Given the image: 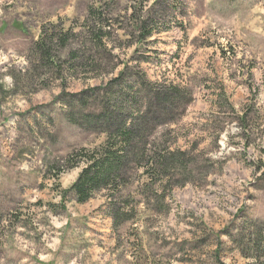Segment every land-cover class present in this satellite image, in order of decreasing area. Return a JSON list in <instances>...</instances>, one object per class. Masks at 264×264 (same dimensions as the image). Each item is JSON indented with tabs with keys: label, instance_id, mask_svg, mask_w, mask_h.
I'll list each match as a JSON object with an SVG mask.
<instances>
[{
	"label": "rangeland",
	"instance_id": "rangeland-1",
	"mask_svg": "<svg viewBox=\"0 0 264 264\" xmlns=\"http://www.w3.org/2000/svg\"><path fill=\"white\" fill-rule=\"evenodd\" d=\"M131 107L128 185L77 203L55 162ZM0 264H264V0H0Z\"/></svg>",
	"mask_w": 264,
	"mask_h": 264
},
{
	"label": "trees",
	"instance_id": "trees-1",
	"mask_svg": "<svg viewBox=\"0 0 264 264\" xmlns=\"http://www.w3.org/2000/svg\"><path fill=\"white\" fill-rule=\"evenodd\" d=\"M94 15V7H88L87 15L83 21L84 24L80 26L91 36V39L97 47L105 49L106 42L102 41L103 35L106 34V31H103L105 30V24L103 23L102 16L97 15L96 19H93L92 17ZM89 19L92 20L91 24L88 23ZM143 26L144 24H141L137 29H142ZM62 32L63 35L58 37L52 32L43 35L44 37L35 41L31 45L30 50H32L35 56L39 55L43 61H46L49 64L52 63L53 58L50 54L51 51H49L50 45L57 42H63L68 38L69 34H72L70 27ZM145 32L142 34L140 33L141 38L150 34L148 31ZM167 93H164L162 97H158L157 95L158 99L163 101L164 104H170L172 102L171 100L178 101V99L181 98V95L176 92V89H174V91L173 89H170ZM134 111H136L135 108L131 107L130 111H128V113H126L115 126L109 123L110 128L112 129L106 132L105 140L100 145L91 149L85 147L78 149L72 148L64 157L59 158L55 162L53 166V168L56 169V172L53 175L54 178H58V176L68 168L71 169L80 166V171L76 179L69 187V192H72L74 200L77 203L81 204L89 201L93 198L96 192L101 190H107L119 194L121 189L128 185L126 175L128 155L134 154V147L140 149L139 145L136 144L143 140L142 135L137 131L139 130L137 128L139 125L135 124V119L133 120ZM108 117L109 116H107V118ZM144 154V150L142 149L138 154L136 161L141 162ZM156 162H158V160L152 164V169H156ZM149 166V162H146L142 171L143 174L147 175L149 173ZM164 166L165 164L160 162V170H156L152 172V174L162 173L165 175L167 171L164 169ZM65 192L66 191H64V193Z\"/></svg>",
	"mask_w": 264,
	"mask_h": 264
}]
</instances>
